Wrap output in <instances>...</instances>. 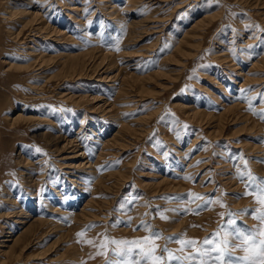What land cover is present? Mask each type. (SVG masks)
<instances>
[{
  "label": "rangeland",
  "instance_id": "374dc122",
  "mask_svg": "<svg viewBox=\"0 0 264 264\" xmlns=\"http://www.w3.org/2000/svg\"><path fill=\"white\" fill-rule=\"evenodd\" d=\"M262 94L264 0H0V264L264 239Z\"/></svg>",
  "mask_w": 264,
  "mask_h": 264
},
{
  "label": "snow or ice",
  "instance_id": "6c2138e0",
  "mask_svg": "<svg viewBox=\"0 0 264 264\" xmlns=\"http://www.w3.org/2000/svg\"><path fill=\"white\" fill-rule=\"evenodd\" d=\"M165 47L168 46L165 45ZM117 50H119V48H117ZM260 115L261 118H264V113ZM184 127L187 129L190 126L184 125ZM199 147L200 146H198L197 150ZM36 151L39 152L41 150L36 149ZM241 175L243 176L244 174L241 173ZM186 178L191 179V177ZM249 178L252 181L254 190L259 193L258 200L260 204L264 205V180L257 182V178L252 177L250 174ZM191 195L195 196L197 199H200L197 194L193 193ZM234 195H236L238 198L240 196V194ZM210 203H212V201H208L204 207ZM256 211L260 212L256 218L264 222V212H261L259 209ZM163 218L167 219V217ZM228 224L229 226H232L235 224V221L229 220ZM78 235L82 236L83 233H79ZM153 235L156 238H159L162 234H160L158 231H155ZM259 235L264 237V230H261ZM219 236L220 233L217 232L215 237ZM229 236L233 237L232 241L228 239ZM236 240H239L240 243H236ZM111 242L117 245V248L113 249V255L116 257V259L109 260L108 264H171V262H175V264H186V262L196 260L197 257H199V264H264V239H258L256 232L248 228L241 230L240 228L232 227L231 232H224V238L221 239L219 243H214L213 239H205L203 241V245L210 247L199 249L195 254L189 252L186 256L173 254L172 250L167 248V246L160 250V255H157V246L155 244H150V246L147 248L142 246L149 243V237H145L143 240H113ZM179 243L185 246H196L195 240H180ZM121 244L128 245V247L120 248L119 246ZM229 246H231L233 250L242 248L243 251L247 253V255L233 258L234 251H229ZM135 248H138L139 251L134 253ZM181 251H183V249H181ZM164 253H167V256H165ZM134 255L137 257L136 259H133Z\"/></svg>",
  "mask_w": 264,
  "mask_h": 264
},
{
  "label": "bare ground",
  "instance_id": "6f19581e",
  "mask_svg": "<svg viewBox=\"0 0 264 264\" xmlns=\"http://www.w3.org/2000/svg\"><path fill=\"white\" fill-rule=\"evenodd\" d=\"M78 58V57H77ZM13 237H12V235H10L9 237H7V239H10L11 241H13V243L11 244V246H10V250H14V248H15V245L16 244H18V242L20 241V238H21V236L20 237H18L17 236V238L16 239H12Z\"/></svg>",
  "mask_w": 264,
  "mask_h": 264
}]
</instances>
